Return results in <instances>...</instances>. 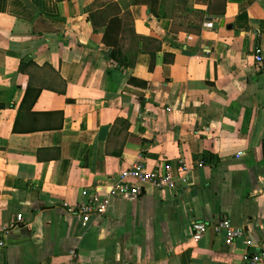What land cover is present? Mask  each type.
<instances>
[{"label": "crops", "instance_id": "crops-1", "mask_svg": "<svg viewBox=\"0 0 264 264\" xmlns=\"http://www.w3.org/2000/svg\"><path fill=\"white\" fill-rule=\"evenodd\" d=\"M182 1L0 0V264L264 250V0ZM139 160L176 187L112 197L87 227L65 208ZM223 216L243 236L193 240Z\"/></svg>", "mask_w": 264, "mask_h": 264}, {"label": "built area", "instance_id": "built-area-1", "mask_svg": "<svg viewBox=\"0 0 264 264\" xmlns=\"http://www.w3.org/2000/svg\"><path fill=\"white\" fill-rule=\"evenodd\" d=\"M258 63L263 62L262 49L257 48L254 53ZM147 184H152L159 188H175L176 181L170 175L159 172H148L144 162L136 161L131 167L123 170L117 175L115 183L110 188L109 194L100 196L88 188L82 190V195L87 197L86 201L71 205L64 203L65 208H69L80 218L82 226L87 227L93 215H104L110 203V199L115 196H136L143 192ZM22 217H19V221ZM212 231L216 235L223 236L226 244L233 242L243 236V231L233 225L231 220L225 216L218 221H195L193 223V240L199 241L206 233ZM6 241L0 240V254ZM245 264H264V250L257 254L245 256Z\"/></svg>", "mask_w": 264, "mask_h": 264}, {"label": "trees", "instance_id": "trees-1", "mask_svg": "<svg viewBox=\"0 0 264 264\" xmlns=\"http://www.w3.org/2000/svg\"><path fill=\"white\" fill-rule=\"evenodd\" d=\"M164 2H165V0H163ZM176 1V3L179 5V7H181V8H185L186 7V4H185V2L184 1H182V0H175ZM224 2V1H223ZM225 3V2H224ZM224 10V9H223ZM163 14H165V13H163ZM188 30H191V31H196V32H201V28L199 27V26H196V27H194V28H187ZM135 62H132L131 64L133 65Z\"/></svg>", "mask_w": 264, "mask_h": 264}]
</instances>
